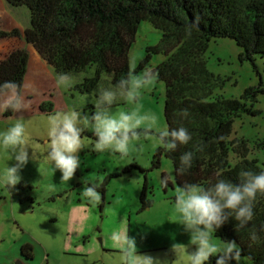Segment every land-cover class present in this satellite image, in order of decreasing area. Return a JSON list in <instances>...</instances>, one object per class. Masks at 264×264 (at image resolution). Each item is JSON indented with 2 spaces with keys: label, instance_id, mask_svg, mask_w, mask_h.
<instances>
[{
  "label": "rangeland",
  "instance_id": "374dc122",
  "mask_svg": "<svg viewBox=\"0 0 264 264\" xmlns=\"http://www.w3.org/2000/svg\"><path fill=\"white\" fill-rule=\"evenodd\" d=\"M14 9L28 16L31 23L27 7ZM161 39L160 30L150 22H142L129 52V64L136 68L145 59L147 48L158 45ZM242 52L243 49L229 38H215L210 42L206 53L208 69L224 80L214 96L241 99L250 87L257 88L262 83L264 88V56L256 55L252 63L240 59ZM164 59L162 54L155 55L148 67L155 69ZM94 74L95 67H92L71 75L70 87H57L55 72L50 81L31 82L24 89L30 108L12 116L4 114L9 125L17 116L24 117L29 156L33 153V160L20 171L21 181L15 187L0 184L4 197L0 199V264L21 263L24 245L33 248V259L26 264H120L118 246L107 239L113 230L134 236L140 253L169 261L175 259L170 251L173 243L189 242V235L179 225L174 210L175 189L179 185L175 181L173 163L163 154L157 156V151L164 148L156 140L141 138L133 142L129 155L121 158L118 153L92 151L95 137L85 132V148L79 153L80 167L69 182H62L59 170L55 171L48 162V115L58 110L91 113L97 89L113 85L111 76L104 74L94 90L82 91L79 86ZM165 102L164 82L156 81L141 96V110L155 113L158 127H168ZM42 105L46 106L45 111ZM248 105L259 113H243L236 118L231 139H244L249 148L248 158L258 160L264 168V93H259L256 102L249 101ZM131 107L134 106L121 101L114 109L129 110ZM5 127L0 123V130ZM156 158L161 165L153 169ZM237 161L238 158L231 154V164ZM14 163L12 154L0 149V172ZM126 169H130L129 172H125ZM162 177L170 181L167 188L161 186ZM145 181L150 187L149 198L154 203L143 210L141 192ZM91 183L97 184L102 194L99 203H89L81 195L82 188ZM213 239L217 243L222 241L214 234ZM177 264H187L186 254L178 258ZM239 264H250V261L241 255Z\"/></svg>",
  "mask_w": 264,
  "mask_h": 264
},
{
  "label": "trees",
  "instance_id": "16d2710c",
  "mask_svg": "<svg viewBox=\"0 0 264 264\" xmlns=\"http://www.w3.org/2000/svg\"><path fill=\"white\" fill-rule=\"evenodd\" d=\"M7 3L14 8L27 7L31 26L23 34L18 29L0 30V41L24 36L56 74L75 75L95 67V74L79 86L84 92L94 90L104 74L111 76L113 85L127 74L129 52L139 25L150 22L162 32V39L158 45L147 48V55L136 71L149 66L153 56H165L154 70L159 74L157 81L165 83L167 125L169 128L183 125L192 135L189 144L178 146L175 151H157V156L163 154L172 161L176 183L181 186L187 181L207 186L217 178L238 183L241 170L264 171L258 160L248 158L249 148L244 139H231L236 118L243 113H259L248 102H256L258 94L264 93L262 83L246 89L241 99L214 96L224 80L208 69L206 59L209 44L215 38L234 40L243 49L242 61L253 63L256 55L264 56V0H7ZM196 21L198 26L192 28L190 36L186 35V25ZM29 62L27 50L12 52L0 62V82L23 85ZM45 107L41 106L42 111ZM182 109H188L186 117L180 115ZM5 115L12 116L13 112L6 111ZM200 143L204 144L202 152L194 148ZM190 150L194 152L192 167L178 175L179 156ZM231 154L238 158L234 165L230 162ZM160 165L156 158L152 168ZM149 194L150 187L145 181L141 192L143 210L154 203ZM0 199H4L1 193ZM262 223L264 196H258L249 229ZM214 236L235 240L250 264H264V232L252 241L248 229L237 230L236 222L230 220ZM21 255L31 261L32 246L24 245ZM215 262L216 257H211L208 264Z\"/></svg>",
  "mask_w": 264,
  "mask_h": 264
},
{
  "label": "clouds",
  "instance_id": "9594fccd",
  "mask_svg": "<svg viewBox=\"0 0 264 264\" xmlns=\"http://www.w3.org/2000/svg\"><path fill=\"white\" fill-rule=\"evenodd\" d=\"M198 21L186 25V35H191ZM158 72L151 67L136 71L130 63L129 70L111 87H99L91 113L77 110H58L47 117V160L61 173V181L69 182L80 167L79 153L84 150V134L91 132L95 139L91 150L94 152L118 153L121 158L127 157L133 142L141 138L156 140L165 150L175 151L178 146L187 145L192 140L189 130L178 127H158V117L152 112L141 110L142 93L158 79ZM57 87H70L72 76L61 72L55 77ZM28 85L15 81L0 82V112L13 113L28 110L30 101L24 95ZM131 107L129 110L114 109L118 102ZM188 109H182L180 115L186 117ZM29 143L26 136V124L22 115L0 130V149L12 154L15 163L7 165L0 172V184L7 188L15 187L20 181V171L33 160L29 156ZM196 151L202 152L204 144L194 145ZM193 151H185L179 156L178 175L185 174L192 167ZM238 183L230 179L217 178L207 186L185 181L175 189L174 210L179 217V225L189 235L188 244L173 243L170 251L175 259L169 261L148 253H140L137 240L127 232L113 230L107 239L118 246L120 264H177L181 255L186 254L187 264H208L211 257H216L215 264H239L242 249L235 240H222L217 243L213 234L230 220L236 222V229H248L252 241L258 233L264 232V223L259 226L250 222L254 218V208L258 196H264V171L241 170ZM161 186L167 188L168 178H161ZM81 195L89 203H99L102 194L95 183L82 188ZM192 248L189 251V248Z\"/></svg>",
  "mask_w": 264,
  "mask_h": 264
},
{
  "label": "crops",
  "instance_id": "0c3cea01",
  "mask_svg": "<svg viewBox=\"0 0 264 264\" xmlns=\"http://www.w3.org/2000/svg\"><path fill=\"white\" fill-rule=\"evenodd\" d=\"M24 16L22 12L10 7L7 0H0V30L12 31L18 29L23 34L31 26L30 18ZM17 50H27L30 55L28 73L23 85H28L31 82L41 84L42 82L51 80L55 72L54 69L42 60L34 46L25 41L24 36L0 41V62L7 59L12 52ZM31 73H33V76H30ZM26 99L29 100L28 97H26ZM5 112H0V123H4L5 126H8L9 120L5 119ZM20 258V264L29 262L24 259L22 255H20Z\"/></svg>",
  "mask_w": 264,
  "mask_h": 264
},
{
  "label": "water",
  "instance_id": "95a60500",
  "mask_svg": "<svg viewBox=\"0 0 264 264\" xmlns=\"http://www.w3.org/2000/svg\"><path fill=\"white\" fill-rule=\"evenodd\" d=\"M17 264H20V263H17Z\"/></svg>",
  "mask_w": 264,
  "mask_h": 264
}]
</instances>
